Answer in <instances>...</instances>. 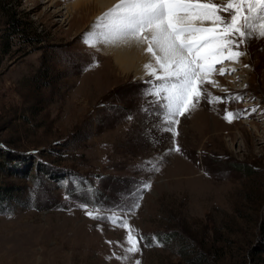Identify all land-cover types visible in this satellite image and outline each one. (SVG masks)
Returning <instances> with one entry per match:
<instances>
[{
  "label": "rangeland",
  "instance_id": "rangeland-1",
  "mask_svg": "<svg viewBox=\"0 0 264 264\" xmlns=\"http://www.w3.org/2000/svg\"><path fill=\"white\" fill-rule=\"evenodd\" d=\"M167 1L222 21L168 23L233 54L213 82L157 53V75H122L87 43L92 23L66 19L74 0H0V149L31 159L0 185L32 202L0 214V264L264 262V0Z\"/></svg>",
  "mask_w": 264,
  "mask_h": 264
},
{
  "label": "bare ground",
  "instance_id": "bare-ground-1",
  "mask_svg": "<svg viewBox=\"0 0 264 264\" xmlns=\"http://www.w3.org/2000/svg\"><path fill=\"white\" fill-rule=\"evenodd\" d=\"M74 1L76 3L73 6H69L70 9H68V7L66 8L68 12L65 16L69 15L66 19L72 17V20H76V16L78 15L77 17H79V20L82 22H91L94 28L91 29L92 34H89L87 37V43L90 46L92 45L91 47L93 49L102 52L103 55L107 57L114 70L121 71V74L124 76L133 74L136 78H146L150 75H157L159 70H156L154 63L155 59L154 57H150L152 53H157L159 55L156 56V60L163 61L166 59V61L173 65L175 62H181L183 63V67H186L185 65H187L188 60H197L198 65L196 67L188 68L190 70H195L201 79L213 82L214 79L217 78V75L214 73V65L223 62L225 59H231V56H233L232 53L223 54V52L217 51L218 48L224 49L222 43L220 44L221 46L211 45L208 48L206 46L205 49H201V41L204 37L201 39L194 37L195 43H192L193 45L186 44L184 42L185 40L180 42L174 38L173 32L175 30V32L184 30L183 27L187 23L188 25H190V23H195L198 28L200 24L214 27L219 26L222 22L220 20H214L211 13L203 14V11H198L196 14H192L189 19H186L184 17L186 15V10L184 11V8L188 7L186 4L177 3L178 5L175 6L176 11L170 9L172 8L170 7L168 9L170 13H172V11L175 12L174 16L171 18L168 10H165V3L168 2L167 0H139L137 3L135 0L134 2L131 0ZM144 1L145 6H141ZM174 4L175 3H173V5ZM167 8L168 6L166 5V9ZM127 10L132 14L125 15ZM159 10H161V13H158ZM256 11H258V9H256ZM137 16L141 19L152 21L151 25H148L149 29L137 26L138 30H146L143 32L145 34H143L145 40L141 37L138 38V36L135 37V34L129 30V28L133 29L136 26L135 22L139 24L137 22ZM97 23H101L102 25H97ZM168 23L176 27V29L173 31ZM185 30L187 34H189L190 31L192 32L190 28ZM209 31L211 30H208L206 33L207 36L214 35ZM196 32L197 31H195V33ZM255 34L257 35L258 42L264 43V30H259L258 27V31H256ZM93 36H96L95 41L92 40ZM190 37L188 38L191 39ZM225 51L227 50L225 49ZM233 68L234 65H231L229 69L226 67L225 71L228 69V73Z\"/></svg>",
  "mask_w": 264,
  "mask_h": 264
},
{
  "label": "trees",
  "instance_id": "trees-1",
  "mask_svg": "<svg viewBox=\"0 0 264 264\" xmlns=\"http://www.w3.org/2000/svg\"><path fill=\"white\" fill-rule=\"evenodd\" d=\"M10 26L12 27V32L13 33H16L18 32L19 30H17L16 28L19 27L17 21L12 18V20H10ZM1 150V149H0ZM20 158H23V157H19V156H16V155H12V154H8L5 152V150H1L0 151V182L3 181V179L1 178V174H3V171H6L5 168L6 166H8L9 164H11L10 162H14L13 164V167L15 166L16 168L20 166L17 165V163H21L22 161V164L26 163L27 161L29 162V159H25L23 158L22 160ZM31 160V159H30ZM34 162V161H33ZM33 162L29 165L31 167L34 166L33 165ZM21 164V166H22ZM36 166V164H35ZM29 168V169H26V166H25V172L28 171V173L26 174L25 172H22V177L23 178H29L30 174L32 173V169L33 168ZM37 169V168H36ZM26 174V175H25ZM50 179V176L48 174H45L44 175V178H43V181H46ZM40 184H39V181H37L35 183V187H38ZM31 192H27V196L26 193L24 192V188L23 187H20L19 185H14V184H3L2 186L0 185V204H5V207L4 209H1L0 208V214H8V213H11L14 208L12 206H10V202L13 201L15 202L16 204H21V206L23 207H29L30 204L32 203L31 202V198L30 195ZM262 235H261V244H262V247H261V250L262 252L264 253V230L261 232ZM261 264H264V262H262Z\"/></svg>",
  "mask_w": 264,
  "mask_h": 264
}]
</instances>
